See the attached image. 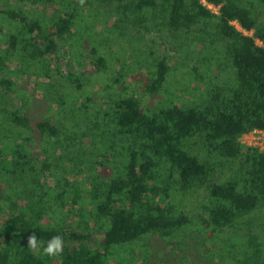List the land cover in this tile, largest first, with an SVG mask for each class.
I'll return each instance as SVG.
<instances>
[{
	"label": "trees",
	"instance_id": "trees-1",
	"mask_svg": "<svg viewBox=\"0 0 264 264\" xmlns=\"http://www.w3.org/2000/svg\"><path fill=\"white\" fill-rule=\"evenodd\" d=\"M78 1L15 0L2 7L0 67L13 76L50 79L46 60L72 38L77 7L87 4L90 20L78 36L88 39L91 24L102 18L143 53L145 35L167 31L203 67L193 66L200 93L191 103L168 98L150 111L133 93L91 111L85 97L66 128L51 117L9 109L4 94L16 90V81L0 77V143L8 142L0 148V178L15 195L0 205V264H172L160 247L163 239L193 221L171 199L177 193L198 194L205 215L195 227L205 233L202 241L210 245L219 234L230 241L236 219L264 204V150L238 142L243 132L264 128V0H207L219 5L218 15L200 0ZM233 20L252 34L236 29ZM92 52L98 55L95 71L102 70L105 59L96 47ZM150 57L145 90L156 93L170 67L165 55ZM219 71L225 72L221 81ZM124 73L119 70L115 80ZM6 123L16 131H7ZM23 198V206L15 203ZM33 233L41 246L35 251L28 247ZM56 235L63 238L62 254H42ZM249 249L217 262L206 253L198 262L264 264L261 249Z\"/></svg>",
	"mask_w": 264,
	"mask_h": 264
},
{
	"label": "rangeland",
	"instance_id": "rangeland-1",
	"mask_svg": "<svg viewBox=\"0 0 264 264\" xmlns=\"http://www.w3.org/2000/svg\"><path fill=\"white\" fill-rule=\"evenodd\" d=\"M73 1L79 2L78 0ZM14 3L15 0H0V9ZM96 6L98 7L96 3L92 4V8ZM53 7V5L49 6L50 13L53 12ZM25 8L28 9V7ZM40 9V7L36 8L32 12L35 10L41 12ZM77 9L72 28L74 35L71 39L68 38L61 42L58 52L46 60L47 66H45L51 74L50 79L42 74H32L31 78L21 74L13 76L7 72V68L0 67V77H12L16 81V90L6 91L4 94L9 101V109L22 108L31 117H51L58 121L60 126L69 128L71 119L74 117L73 108H81L85 97H90L89 111L100 106L106 107L105 101L120 94L133 93L140 98L148 111L161 104H166L168 98L181 104L191 103L197 98L200 92L195 86L193 66L197 65L199 70L203 67L189 56L187 50L179 47V42L170 33L167 31L148 33L143 41L145 52L139 53L136 49L138 42L119 37L116 32L111 31V22L101 18L100 21L91 24L90 30L87 31L91 34L89 38L82 39L78 35L84 21L90 20L88 15L91 7L81 4ZM50 13L48 12L49 15ZM0 22L1 24L6 23L5 17L1 14ZM219 46L220 44L218 48ZM93 47H96L99 55L105 59L106 65L99 71H95V59L98 55L92 52ZM190 49H193V46H190ZM161 55H165L168 60L169 72L163 89L156 93H148L145 90L148 73L144 66L149 64L145 63V58L151 56L149 58L151 60ZM210 68L215 69V63L211 64ZM121 69L125 73L120 76L119 81H116L115 77L119 76L118 72ZM69 72L79 76V81L76 79L77 82H75L74 77L68 75ZM224 73V71H219L220 81L224 78ZM78 83L81 87L77 86ZM6 124L4 127L7 131H16L12 123ZM2 141L0 148L8 144L7 139H2ZM79 177L78 175L77 178ZM69 179L71 180L72 177ZM1 194L3 198L1 196L0 205L4 207V204L9 202L4 197L15 196L3 177L0 178ZM197 195V193H188L183 197L177 193L171 196L176 207L193 218V221L181 233L172 235L169 239H163L164 245L160 247L163 248L164 256L168 254L169 258H174L172 264H200L199 258L202 257L205 261L207 258L202 255L206 253H209L214 262H217L218 256H223L222 259L226 260L228 253L237 255L244 251L249 252L252 244L261 249L260 253L264 257V204H260L250 213L236 219L235 226L229 231L230 241L225 240L224 234L217 233L219 236L211 240L208 245L207 242L202 241L206 237L205 233L200 229L196 230L195 227L198 216L205 215ZM15 203L23 206L24 198L23 200L18 199ZM164 204L165 201H162V205ZM70 207L77 210L80 206L70 204ZM235 238H240V242ZM157 241L160 240L151 239L153 245L159 244ZM162 264L167 263L162 261Z\"/></svg>",
	"mask_w": 264,
	"mask_h": 264
},
{
	"label": "built area",
	"instance_id": "built-area-1",
	"mask_svg": "<svg viewBox=\"0 0 264 264\" xmlns=\"http://www.w3.org/2000/svg\"><path fill=\"white\" fill-rule=\"evenodd\" d=\"M202 5H204L210 12L215 15L219 14V5H215L207 0H200ZM231 23L235 26L236 29L241 31L244 34L251 35L252 31L244 30L236 20L231 21ZM256 43L261 45V41L256 40ZM238 142L242 146L246 147H254L258 150H264V128H252L246 132H243L238 137Z\"/></svg>",
	"mask_w": 264,
	"mask_h": 264
},
{
	"label": "clouds",
	"instance_id": "clouds-1",
	"mask_svg": "<svg viewBox=\"0 0 264 264\" xmlns=\"http://www.w3.org/2000/svg\"><path fill=\"white\" fill-rule=\"evenodd\" d=\"M28 247L33 251L41 248L40 242L35 233L29 236ZM41 251L42 254L48 257L60 256L63 252V238L60 235L53 236L46 242V246H44Z\"/></svg>",
	"mask_w": 264,
	"mask_h": 264
}]
</instances>
